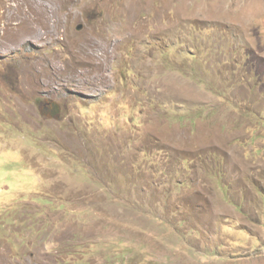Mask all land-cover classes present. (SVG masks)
I'll list each match as a JSON object with an SVG mask.
<instances>
[{"label":"rangeland","instance_id":"374dc122","mask_svg":"<svg viewBox=\"0 0 264 264\" xmlns=\"http://www.w3.org/2000/svg\"><path fill=\"white\" fill-rule=\"evenodd\" d=\"M78 261L264 264V0H0V264Z\"/></svg>","mask_w":264,"mask_h":264},{"label":"water","instance_id":"95a60500","mask_svg":"<svg viewBox=\"0 0 264 264\" xmlns=\"http://www.w3.org/2000/svg\"><path fill=\"white\" fill-rule=\"evenodd\" d=\"M77 29H78V30H81V29H82V26L79 25ZM49 105H50V107H51L50 112H52L51 116L57 114L58 111H59V110H58V107H57V104L49 103Z\"/></svg>","mask_w":264,"mask_h":264},{"label":"trees","instance_id":"16d2710c","mask_svg":"<svg viewBox=\"0 0 264 264\" xmlns=\"http://www.w3.org/2000/svg\"><path fill=\"white\" fill-rule=\"evenodd\" d=\"M76 264H87V262L78 261Z\"/></svg>","mask_w":264,"mask_h":264},{"label":"clouds","instance_id":"9594fccd","mask_svg":"<svg viewBox=\"0 0 264 264\" xmlns=\"http://www.w3.org/2000/svg\"><path fill=\"white\" fill-rule=\"evenodd\" d=\"M49 103H52V102H49Z\"/></svg>","mask_w":264,"mask_h":264},{"label":"flooded vegetation","instance_id":"af4514ba","mask_svg":"<svg viewBox=\"0 0 264 264\" xmlns=\"http://www.w3.org/2000/svg\"><path fill=\"white\" fill-rule=\"evenodd\" d=\"M49 103H47V105H48Z\"/></svg>","mask_w":264,"mask_h":264}]
</instances>
